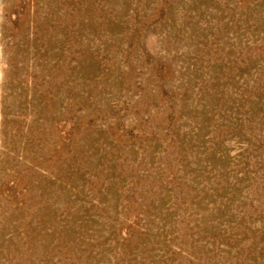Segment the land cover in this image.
Returning <instances> with one entry per match:
<instances>
[{
    "label": "rangeland",
    "instance_id": "obj_1",
    "mask_svg": "<svg viewBox=\"0 0 264 264\" xmlns=\"http://www.w3.org/2000/svg\"><path fill=\"white\" fill-rule=\"evenodd\" d=\"M0 264H264V0H0Z\"/></svg>",
    "mask_w": 264,
    "mask_h": 264
}]
</instances>
